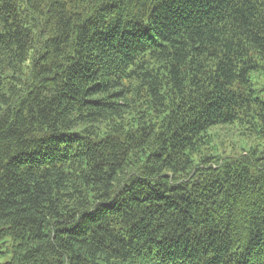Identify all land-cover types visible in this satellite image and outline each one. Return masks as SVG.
Segmentation results:
<instances>
[{"label":"trees","instance_id":"1","mask_svg":"<svg viewBox=\"0 0 264 264\" xmlns=\"http://www.w3.org/2000/svg\"><path fill=\"white\" fill-rule=\"evenodd\" d=\"M3 264H264V0H0Z\"/></svg>","mask_w":264,"mask_h":264},{"label":"rangeland","instance_id":"2","mask_svg":"<svg viewBox=\"0 0 264 264\" xmlns=\"http://www.w3.org/2000/svg\"><path fill=\"white\" fill-rule=\"evenodd\" d=\"M10 257H11L10 255L6 257L0 256V264H3L7 262L8 260H10Z\"/></svg>","mask_w":264,"mask_h":264}]
</instances>
